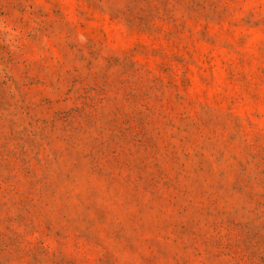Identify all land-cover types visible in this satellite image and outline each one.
Returning <instances> with one entry per match:
<instances>
[{
	"label": "rangeland",
	"instance_id": "obj_1",
	"mask_svg": "<svg viewBox=\"0 0 264 264\" xmlns=\"http://www.w3.org/2000/svg\"><path fill=\"white\" fill-rule=\"evenodd\" d=\"M0 264H264V0H0Z\"/></svg>",
	"mask_w": 264,
	"mask_h": 264
}]
</instances>
